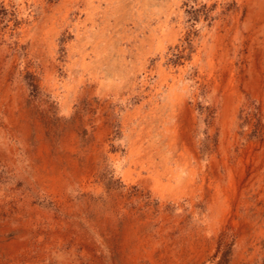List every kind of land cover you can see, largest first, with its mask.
Returning a JSON list of instances; mask_svg holds the SVG:
<instances>
[{"label": "rangeland", "instance_id": "rangeland-1", "mask_svg": "<svg viewBox=\"0 0 264 264\" xmlns=\"http://www.w3.org/2000/svg\"><path fill=\"white\" fill-rule=\"evenodd\" d=\"M0 264H264V0H0Z\"/></svg>", "mask_w": 264, "mask_h": 264}, {"label": "bare ground", "instance_id": "bare-ground-1", "mask_svg": "<svg viewBox=\"0 0 264 264\" xmlns=\"http://www.w3.org/2000/svg\"><path fill=\"white\" fill-rule=\"evenodd\" d=\"M122 6V5H121ZM154 15V14H153ZM150 18H151V16H150ZM142 26V25H141ZM144 26V25H143ZM151 27V26H150ZM144 29V28H143ZM143 31V30H142ZM145 34V33H144ZM124 49V48H123ZM164 168V167H163ZM171 171V170H170ZM35 261V260H34Z\"/></svg>", "mask_w": 264, "mask_h": 264}]
</instances>
